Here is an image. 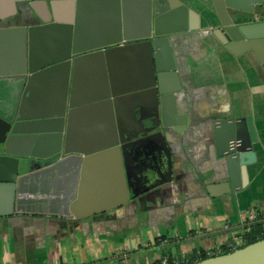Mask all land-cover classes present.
<instances>
[{
    "label": "crops",
    "instance_id": "crops-1",
    "mask_svg": "<svg viewBox=\"0 0 264 264\" xmlns=\"http://www.w3.org/2000/svg\"><path fill=\"white\" fill-rule=\"evenodd\" d=\"M57 1L59 17H73L75 0ZM183 1L199 14V28L169 35L181 83L175 94L176 125L163 128L158 123L141 38L124 41L108 53L91 50V101L107 94L106 85L120 86L119 129H111L106 105L91 106V170L84 164L77 213L72 218L37 213V204L31 202L0 217V264H151L162 256L185 262L230 252L240 234L246 243L254 221L264 225L263 64L253 52L234 54L217 42L219 18L213 0ZM22 4L0 0V16L13 15L15 23L21 22L23 15L15 14V6ZM139 5L132 1L128 7L130 35L141 32ZM89 22L92 46L102 41L108 13L91 6ZM65 67L61 63L42 70L30 86L35 83L41 95L48 94V86L58 84ZM76 79L87 82L90 77ZM133 89L140 91L135 97ZM132 99L151 107L150 127L159 141H149L143 126L147 112H133ZM49 104L25 106L28 113L40 115L51 109ZM225 116L246 118L253 145L242 153L241 189L211 195L208 187L229 176L224 159L215 156L211 129L213 119ZM76 118L71 125L81 126ZM68 141L74 148H89L81 138ZM41 165L37 161L30 169ZM48 184L51 191L44 196L56 198L64 182Z\"/></svg>",
    "mask_w": 264,
    "mask_h": 264
},
{
    "label": "water",
    "instance_id": "water-1",
    "mask_svg": "<svg viewBox=\"0 0 264 264\" xmlns=\"http://www.w3.org/2000/svg\"><path fill=\"white\" fill-rule=\"evenodd\" d=\"M21 1L22 6H15V14L23 15L21 22L15 23L13 15L0 16V217L35 202L37 213L72 218L79 207L88 151L69 144L73 108L69 113L68 106L56 110L50 103L51 109L44 114L28 113L25 101L31 79L50 66L66 63L57 81L67 95L68 77L74 74L80 56L97 49L108 53L124 41L141 38L147 54L145 77L152 78L158 123L163 128L174 127L178 113L175 94L181 83L169 35L198 29L199 14L183 0H75L73 17L70 14L61 19L57 0ZM132 1L140 2L138 35L128 34L126 15ZM213 4L215 18H219L217 42L234 54L253 52L264 67V0H213ZM94 5L108 13L109 22L101 32V43L91 46L89 20ZM133 90L131 97L140 92ZM117 93L112 89L107 96ZM134 99L129 102L130 108L147 112L143 126L149 128L154 115L150 114L151 107ZM116 100L102 103L107 106L114 132L121 122ZM246 123V118L234 116L212 121L215 156L224 159L229 176L211 186H217L219 192L208 187L211 195L236 192L242 187V153L253 145ZM37 161L42 165L31 170ZM24 169L27 171L21 173ZM54 179L64 182L62 189L56 198H46L44 195L51 191L48 182ZM188 264H264V238Z\"/></svg>",
    "mask_w": 264,
    "mask_h": 264
},
{
    "label": "rangeland",
    "instance_id": "rangeland-1",
    "mask_svg": "<svg viewBox=\"0 0 264 264\" xmlns=\"http://www.w3.org/2000/svg\"><path fill=\"white\" fill-rule=\"evenodd\" d=\"M214 9L215 8H212V10ZM81 63H84L85 65L81 66L82 65ZM80 75H83L85 77H90V79L87 82L85 79L83 80L76 79ZM68 80H69V85H68L67 95L63 90H61V88H59L58 84L55 83L50 84V86H48V94L41 95L42 92L40 93L41 89L38 88L39 86H37L36 88L35 83H32L28 89L29 94L27 96L25 105L28 106L29 104H33V102H40L42 105H44L47 104L48 101L54 105V109L56 110L59 109L60 107L61 108L64 107L66 109V106H68L67 108L69 110V113H71L70 111L73 108L70 118L71 123H73V120L77 121L78 118L76 117H79L84 133L82 136L81 126L71 125V127L69 126L68 128L69 138L70 139L81 138L83 139V141L85 140V142L88 144L89 148L87 149L88 152H87V160L85 162V165H87L88 163L87 166L91 170V165H89V161L91 163V106H93V103L101 105L103 102L113 101V99L115 98L117 99L116 103L118 105V108H120L119 93L110 96H107V94H105L104 96L103 93L102 97L99 98L97 101H91V53L79 57V59L77 60V66L75 72L74 74L71 73V75L68 77ZM108 86L106 85L105 87V90H107L105 93H110L112 89L113 91L118 92V90L116 89L120 88V86L116 84H114V86L111 85L112 89H108ZM106 99H110V100H106ZM111 109H113L112 104H111ZM156 131H158V128L156 129ZM147 132H148L147 136L151 143L159 141V138L157 140V134L153 132L152 127L149 126V128H147Z\"/></svg>",
    "mask_w": 264,
    "mask_h": 264
},
{
    "label": "trees",
    "instance_id": "trees-1",
    "mask_svg": "<svg viewBox=\"0 0 264 264\" xmlns=\"http://www.w3.org/2000/svg\"><path fill=\"white\" fill-rule=\"evenodd\" d=\"M262 225L263 224L261 222H258V221H254L251 224L250 230H249L248 235H247V241H246V243L244 245L264 238V235H260L259 234V232L262 229ZM227 252H229V251H224L223 253H227ZM206 257H209V256H202V257H200L198 259H195V260L193 259V260H189V261H185V262H178V264H188V263H192V262H195V261L202 260V259H204Z\"/></svg>",
    "mask_w": 264,
    "mask_h": 264
},
{
    "label": "built area",
    "instance_id": "built-area-1",
    "mask_svg": "<svg viewBox=\"0 0 264 264\" xmlns=\"http://www.w3.org/2000/svg\"><path fill=\"white\" fill-rule=\"evenodd\" d=\"M249 218H250V220H253V219H254V216L251 215ZM225 226H226V225H225ZM259 234H260V235H264V227H262V229H261V231H260ZM235 244H236V245L234 246L235 249H236V248H239V247H241V246H243V245L245 244V238H244L243 234H240V235L238 236L237 243H235ZM233 250H234V249H233ZM152 264H155V263H152ZM156 264H178V260L175 259V258L170 259V258L167 257V256H162V257L159 259L158 263H156Z\"/></svg>",
    "mask_w": 264,
    "mask_h": 264
},
{
    "label": "flooded vegetation",
    "instance_id": "flooded-vegetation-1",
    "mask_svg": "<svg viewBox=\"0 0 264 264\" xmlns=\"http://www.w3.org/2000/svg\"><path fill=\"white\" fill-rule=\"evenodd\" d=\"M262 227H264V225L262 226ZM152 264V263H151ZM156 264V263H155Z\"/></svg>",
    "mask_w": 264,
    "mask_h": 264
}]
</instances>
